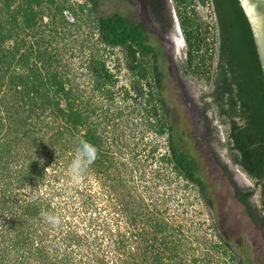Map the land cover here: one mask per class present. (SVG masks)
<instances>
[{
  "label": "trees",
  "instance_id": "trees-1",
  "mask_svg": "<svg viewBox=\"0 0 264 264\" xmlns=\"http://www.w3.org/2000/svg\"><path fill=\"white\" fill-rule=\"evenodd\" d=\"M87 2L0 0V264H251L216 220L211 237L193 231L175 201L171 186L181 177L215 209L165 108L150 32L119 13L98 16L99 0ZM189 2L174 1L187 45L184 73L195 75L190 68L203 39ZM213 3L219 58L202 114L211 122L214 113L234 161L254 181L255 211L247 194L242 200L264 234V69L241 1ZM86 24L97 43L80 47L87 58L78 77L55 44ZM117 48L134 76L130 88L109 65ZM147 133L167 136L168 151L146 141ZM79 139L95 145L98 158L77 185L68 169ZM42 213L61 224L53 227Z\"/></svg>",
  "mask_w": 264,
  "mask_h": 264
},
{
  "label": "rangeland",
  "instance_id": "rangeland-1",
  "mask_svg": "<svg viewBox=\"0 0 264 264\" xmlns=\"http://www.w3.org/2000/svg\"><path fill=\"white\" fill-rule=\"evenodd\" d=\"M76 3V1H75ZM147 0H99V5L97 9V15L98 16H110L115 13L122 14L126 17H128L133 22H142L145 20V13L146 11H149ZM190 4V3H189ZM173 5L175 7V3L173 0ZM189 6H187L188 12ZM87 11V9L85 10ZM91 30L89 28V25H84L80 30H77L75 27H72L69 29V31L66 32V34L62 33L58 41L56 42V48L60 51L61 57L66 64H71L73 68H77L76 73L78 74V77H84L85 71L81 68V64L85 61L87 58L86 54L80 50V47L83 45L85 46H93L95 45L97 34L92 35ZM157 38V36H156ZM158 40V38H157ZM151 43H153L158 50H160V45L157 43V41H153L151 39ZM182 45L181 50L178 51V55H176L174 58L176 62H174L179 70L180 74L181 71L183 72V75L181 76L182 81V87L185 85H188V87L193 88L192 93H188L187 98L194 101L197 105L201 106V104L198 102L197 97L198 93H195L197 90L204 92H209L211 90V83L208 81H203L199 78H197L194 75H187L184 73L185 67H186V53H187V46L185 42L183 41V38L181 37ZM184 48V49H183ZM88 50V49H87ZM109 65L113 69V71L116 72V74L119 76V79L121 81V84L125 86L126 88H130L133 85L134 76L132 75L131 70L127 67L126 62V55L125 52L117 48L114 50V53L112 54ZM114 65H117L114 67ZM120 65V68L118 67ZM160 70L163 72V75L161 76V92L162 97L165 102V108L167 111L171 113L170 120L171 124L176 127L177 136L178 138H183L182 141V147L184 150L188 151L187 148V139L185 138V135L183 134L182 130L187 131L186 127L182 124L179 125V117H177L178 113H176V107L181 108L182 115L188 119L190 123L191 129L188 132L192 133L194 136H198V141H201V134L204 132L203 124H202V118L198 117V114H196V117H193L190 111L188 110L186 104L183 102L182 95H181V89H178L176 83L178 75L174 70V67H171L172 70H168V64H161L159 63ZM119 68V69H118ZM184 88V87H183ZM185 90V88H184ZM188 92V91H187ZM186 93V91H185ZM181 95V96H180ZM130 109L134 110L135 104H130ZM179 105V106H178ZM209 116L212 119V125L217 129L216 134L222 139L225 140L227 136V130L220 125L217 118L214 117V113L212 111L209 112ZM132 117H138V112L136 111L133 113ZM138 121V118L137 120ZM132 124V121L130 122V125ZM132 126H134L132 124ZM130 126V135L136 134V137L139 136V129H135L134 127L131 128ZM135 129V130H134ZM138 134V135H137ZM145 140L148 142L157 143L159 145V149L161 153H165L168 151L167 145H168V138L167 136L163 138L156 137L153 133H147L145 135ZM221 153L224 149L220 148ZM192 155H194L192 153ZM224 155V154H223ZM242 180H245V183H241V186L244 189L252 188L255 189V201L259 200V191L256 189V186L252 180H250L248 177H246V174L243 173V171L240 169L238 174ZM171 191L175 194L176 199L175 201L179 204V209L184 213L185 215V223L191 227L193 231L196 233H199V235H204L206 237H211L212 230L211 225L217 221L219 224L220 232L223 234V231H225L228 227L233 228L235 231L234 236L230 235L231 239L229 240L234 248L235 253L240 257V259L244 260L246 259V256L248 257L250 263H254L255 261L259 262V264H264V237L262 231H257L255 229L253 230V233L257 235L259 238V241L263 245V250L260 253L262 254L260 256V260L258 259V253L253 250V240L251 237H248L246 234V231H241L236 229L231 220H228V224L223 226L222 223V217H220V212H218L216 209L211 210L209 209L204 201L202 200L201 196L198 193V188L194 186L193 184H190L186 182L181 177H175L173 178V184L171 186ZM237 210L244 214L243 209L236 205ZM248 221L246 217L242 218V224L241 226L245 227L244 222ZM223 226V228H221ZM240 231V232H239ZM241 236H244V240L242 243H237V239L241 238ZM246 246V251L242 249V245ZM246 254V256H245Z\"/></svg>",
  "mask_w": 264,
  "mask_h": 264
},
{
  "label": "flooded vegetation",
  "instance_id": "flooded-vegetation-1",
  "mask_svg": "<svg viewBox=\"0 0 264 264\" xmlns=\"http://www.w3.org/2000/svg\"><path fill=\"white\" fill-rule=\"evenodd\" d=\"M147 4H149V11L143 13V15H145V20L142 21L141 24L150 32L152 40H156L160 45V50H158V52L160 54L161 64H168L169 71L172 70L171 67H174L178 75V78H176V85L178 89L182 90V99L188 110L193 117H196V114H198V117H201L203 120L204 132L201 134V141L199 142L198 136H194L192 133L188 134L187 131L191 129L190 123L188 119L182 115L181 108L176 107L175 109L176 113H178L177 117L180 118L179 125L182 124L187 129V131L182 130L187 139V148L194 154L198 162V169L200 170L201 176L208 185L211 205L220 212L219 215L222 217L223 226L228 224V220H231L236 229L246 231L247 236L251 237L253 240V250L258 253V259L260 260V256L262 255L260 251L262 252L263 245L259 241L257 235L253 233V230L250 229H255L258 232L261 231V229L258 224L253 221L251 214L242 200V194H247V203L253 207L252 209L255 211L256 190L252 188L244 189L241 186V183H245V180H242L238 175L242 168L234 161V154L230 152L226 146V139L222 140L216 134L217 129L212 125L211 117L209 116L211 122L204 118L202 114L203 105L201 103L203 92L195 91V93H198L197 100L201 104V106H199L194 101L187 98V96H189L187 94L192 93L194 89L191 88V90L188 85L183 86L185 90L182 87L181 76L183 72L181 71L180 74L178 66L174 63L176 62L174 57L178 55V51L181 50V37L184 42L185 39L180 27L176 8L173 5V0H147ZM220 148L224 149L222 153ZM243 173L245 172L243 171ZM246 177L252 180L247 174ZM236 205L243 209L244 214L237 210ZM244 217L248 220L244 222L245 227L241 226L242 218ZM223 226H221V228H223ZM223 233L227 239H231L230 235L233 237L235 231L233 228L228 227ZM262 235L264 237V234ZM244 238V236H241V238L237 239V243H242ZM242 249L244 251L247 250L244 244L242 245ZM251 264H259V262L255 261Z\"/></svg>",
  "mask_w": 264,
  "mask_h": 264
},
{
  "label": "built area",
  "instance_id": "built-area-1",
  "mask_svg": "<svg viewBox=\"0 0 264 264\" xmlns=\"http://www.w3.org/2000/svg\"><path fill=\"white\" fill-rule=\"evenodd\" d=\"M92 4L87 0H71L72 3ZM175 1V0H174ZM189 15L193 17L199 25L200 37L203 39V44L199 51H196V58L191 66V71H195L197 78L208 81L212 80L217 68L220 46V29L218 17L215 10L213 0H189ZM68 11V10H67ZM67 18L72 20L69 12L65 13ZM186 53V60H187Z\"/></svg>",
  "mask_w": 264,
  "mask_h": 264
},
{
  "label": "clouds",
  "instance_id": "clouds-1",
  "mask_svg": "<svg viewBox=\"0 0 264 264\" xmlns=\"http://www.w3.org/2000/svg\"><path fill=\"white\" fill-rule=\"evenodd\" d=\"M97 158V147L84 139H79L78 145L75 149L74 158L71 161L68 169L71 182L78 185L84 177L89 166L93 164ZM51 168L52 167L47 168L45 171H48ZM42 216L53 227H57L61 224V218L59 216L50 213H42Z\"/></svg>",
  "mask_w": 264,
  "mask_h": 264
},
{
  "label": "water",
  "instance_id": "water-1",
  "mask_svg": "<svg viewBox=\"0 0 264 264\" xmlns=\"http://www.w3.org/2000/svg\"><path fill=\"white\" fill-rule=\"evenodd\" d=\"M253 28L264 69V0H240Z\"/></svg>",
  "mask_w": 264,
  "mask_h": 264
}]
</instances>
